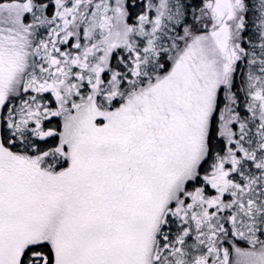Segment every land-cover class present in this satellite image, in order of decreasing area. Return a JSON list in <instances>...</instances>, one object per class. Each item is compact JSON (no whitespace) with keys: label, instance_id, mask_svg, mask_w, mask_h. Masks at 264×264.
<instances>
[{"label":"snow or ice","instance_id":"snow-or-ice-1","mask_svg":"<svg viewBox=\"0 0 264 264\" xmlns=\"http://www.w3.org/2000/svg\"><path fill=\"white\" fill-rule=\"evenodd\" d=\"M0 264H264V0H0Z\"/></svg>","mask_w":264,"mask_h":264}]
</instances>
